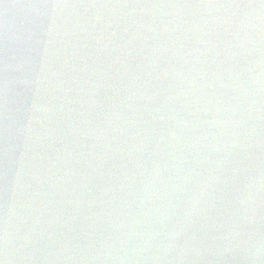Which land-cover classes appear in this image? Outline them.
Segmentation results:
<instances>
[{
  "label": "water",
  "instance_id": "95a60500",
  "mask_svg": "<svg viewBox=\"0 0 264 264\" xmlns=\"http://www.w3.org/2000/svg\"><path fill=\"white\" fill-rule=\"evenodd\" d=\"M0 264H264V0H0Z\"/></svg>",
  "mask_w": 264,
  "mask_h": 264
}]
</instances>
